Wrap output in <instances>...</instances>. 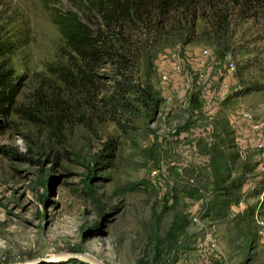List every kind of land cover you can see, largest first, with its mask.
I'll return each instance as SVG.
<instances>
[{"label": "rangeland", "instance_id": "1", "mask_svg": "<svg viewBox=\"0 0 264 264\" xmlns=\"http://www.w3.org/2000/svg\"><path fill=\"white\" fill-rule=\"evenodd\" d=\"M88 4L0 0L17 104L33 108L41 76L65 59L60 20L96 28ZM232 30L228 49L207 34L146 43L134 77L155 105L131 93V109L0 116V264H264V17ZM103 72L111 88L115 68ZM222 151L224 184L244 180L234 201L217 188Z\"/></svg>", "mask_w": 264, "mask_h": 264}, {"label": "trees", "instance_id": "2", "mask_svg": "<svg viewBox=\"0 0 264 264\" xmlns=\"http://www.w3.org/2000/svg\"><path fill=\"white\" fill-rule=\"evenodd\" d=\"M90 1L86 17L97 18L96 28L77 16L60 20L66 39V46L61 48L65 59L54 63L41 76L29 99L33 108L17 104L15 97L19 92L12 82L13 70L0 62V116L15 110L37 121L39 112L47 117L54 113L64 117L70 108L94 111L99 105L112 102L122 109H131V93L141 104L155 105L152 85L136 84L134 77L138 57L150 55L144 50L146 43H172L180 39L188 43L207 34L219 47L228 49L237 17H264V0ZM200 19L205 25L198 32ZM107 66L114 67L117 74L111 88L107 87L111 78L103 72ZM214 161L217 172H224L220 178L223 184H217L218 191L227 201L236 200L244 180L234 178L230 184H224L231 157L222 151L214 156ZM263 187L264 180L255 194Z\"/></svg>", "mask_w": 264, "mask_h": 264}, {"label": "built area", "instance_id": "3", "mask_svg": "<svg viewBox=\"0 0 264 264\" xmlns=\"http://www.w3.org/2000/svg\"><path fill=\"white\" fill-rule=\"evenodd\" d=\"M204 51L207 52V49H205ZM229 63H231V67L232 66L234 67V60L233 61L231 60V62H229ZM244 115L247 117H252V114L250 112H247V111L244 112Z\"/></svg>", "mask_w": 264, "mask_h": 264}, {"label": "water", "instance_id": "4", "mask_svg": "<svg viewBox=\"0 0 264 264\" xmlns=\"http://www.w3.org/2000/svg\"><path fill=\"white\" fill-rule=\"evenodd\" d=\"M87 257H88V256H87ZM88 259L90 260V262H91L92 264H101V263H99L98 261L91 259L90 257H88Z\"/></svg>", "mask_w": 264, "mask_h": 264}]
</instances>
